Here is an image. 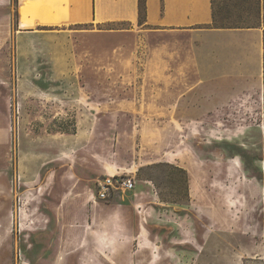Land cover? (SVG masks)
Wrapping results in <instances>:
<instances>
[{
	"label": "rangeland",
	"instance_id": "obj_1",
	"mask_svg": "<svg viewBox=\"0 0 264 264\" xmlns=\"http://www.w3.org/2000/svg\"><path fill=\"white\" fill-rule=\"evenodd\" d=\"M18 16L0 0V264H264V56L230 89L201 34ZM112 175L134 188L100 199Z\"/></svg>",
	"mask_w": 264,
	"mask_h": 264
},
{
	"label": "crops",
	"instance_id": "obj_2",
	"mask_svg": "<svg viewBox=\"0 0 264 264\" xmlns=\"http://www.w3.org/2000/svg\"><path fill=\"white\" fill-rule=\"evenodd\" d=\"M18 4L17 38L35 35L42 28L61 31L72 26L110 27L116 31L133 26L166 32L187 30L206 37L200 50L208 49L216 56L217 61L213 67L209 64L207 71L201 61V75L208 83L251 89L261 75L263 31L211 27V0H142V11L141 0H18Z\"/></svg>",
	"mask_w": 264,
	"mask_h": 264
},
{
	"label": "trees",
	"instance_id": "obj_3",
	"mask_svg": "<svg viewBox=\"0 0 264 264\" xmlns=\"http://www.w3.org/2000/svg\"><path fill=\"white\" fill-rule=\"evenodd\" d=\"M220 2L211 0L213 28H261V24L249 22L251 16H259L261 9L264 11V0H242L238 4H233L232 10L222 11L219 9ZM142 11V0H141ZM263 22V21H262ZM264 35V29H263ZM183 171V170H182Z\"/></svg>",
	"mask_w": 264,
	"mask_h": 264
},
{
	"label": "built area",
	"instance_id": "obj_4",
	"mask_svg": "<svg viewBox=\"0 0 264 264\" xmlns=\"http://www.w3.org/2000/svg\"><path fill=\"white\" fill-rule=\"evenodd\" d=\"M134 188V183L131 178L126 177H117L114 175L111 177L105 178L100 184L98 188V197L100 199H106L109 195L118 189H123L125 191H130Z\"/></svg>",
	"mask_w": 264,
	"mask_h": 264
}]
</instances>
